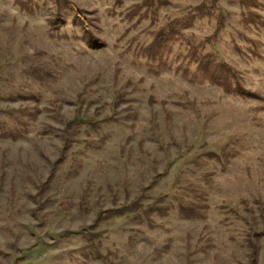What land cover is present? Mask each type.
<instances>
[{
	"label": "rangeland",
	"instance_id": "1",
	"mask_svg": "<svg viewBox=\"0 0 264 264\" xmlns=\"http://www.w3.org/2000/svg\"><path fill=\"white\" fill-rule=\"evenodd\" d=\"M156 1L0 0V264H264V0Z\"/></svg>",
	"mask_w": 264,
	"mask_h": 264
},
{
	"label": "trees",
	"instance_id": "2",
	"mask_svg": "<svg viewBox=\"0 0 264 264\" xmlns=\"http://www.w3.org/2000/svg\"><path fill=\"white\" fill-rule=\"evenodd\" d=\"M208 1H210V2H208ZM214 0H204V6H203V10H202V12L201 13H199V14H213V11L215 10V9H213L214 8V6L212 5V2H213ZM156 2H158V0L156 1ZM206 4V5H205ZM211 4V5H210ZM74 8V7H73ZM218 16V15H217ZM75 17L77 18V19H79L80 21H81V23H82V25L87 29V31L91 34V32L89 31V27H88V22H87V18H85L81 13H80V11L79 10H76V13H75ZM56 18L57 19H54L53 21H52V23H51V25L54 27V28H58L59 27V23H60V21L61 20H63V16H62V14H60V13H57L56 14ZM221 16H218V25H217V27L216 28H219V26L221 25ZM171 28H172V26H170ZM174 28V27H173ZM163 36H164V34L163 33H161V32H159L158 33V35H157V37H156V39L157 40H162L161 38H163ZM94 37V36H93ZM214 37V36H213ZM102 40L101 39H99V38H97V37H94L93 38V41L91 42L92 44H96L97 46H99V45H102ZM77 123H80V119H78V117H75V118H72L71 120H69V121H66L65 123H64V130H63V133H62V149H65V148H67V146L69 145V142H70V133H69V130L75 125V124H77ZM136 200H137V198H136ZM133 202H135V200L133 201ZM132 202V203H133ZM130 206L131 205H129V204H124V205H122L121 206V208H117V209H111L110 210V212L111 213H122L123 212V210H127V209H130ZM264 233V231H262V232H259V233H256L255 234V236H254V239H258L262 234ZM253 259H255V258H253Z\"/></svg>",
	"mask_w": 264,
	"mask_h": 264
}]
</instances>
